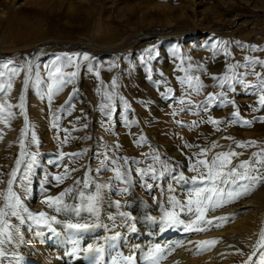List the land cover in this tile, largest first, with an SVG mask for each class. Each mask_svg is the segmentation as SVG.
Returning <instances> with one entry per match:
<instances>
[{"label":"rangeland","instance_id":"1","mask_svg":"<svg viewBox=\"0 0 264 264\" xmlns=\"http://www.w3.org/2000/svg\"><path fill=\"white\" fill-rule=\"evenodd\" d=\"M235 2L232 10L225 13L224 0H0V47L12 48L6 50L0 60L12 59L15 64H22L25 59H30L43 64L59 53L89 54L80 45L90 40L86 26H94L97 19L94 14L98 9L103 12V21L107 25L111 24V35H115L114 39L121 50L106 57L89 54L91 62L84 61L81 64L75 83L66 85L53 98L51 105L46 96L41 99L31 82L27 87L24 86L23 72L14 80L9 102L18 104L23 93L28 118L27 135L23 139L28 153L36 155V163L28 171L27 179L24 178V165H21L17 183L13 187L23 207L29 203V197L37 192L38 211H57L45 203L46 198L55 197L67 189H83L89 173L94 179L93 190H96V184L102 183L103 178L108 179L110 192L104 191V194L111 198L112 204L118 195H127L131 189L130 182L125 184L116 181L112 171L99 174L95 171L99 167V159H103H98L97 153L106 151L105 144L109 146L106 153L109 157L116 152L129 159L144 161L133 168H144L153 163L151 156L155 154L169 163L173 171L163 175L140 177L133 172L134 184H138L139 191L157 194V198L165 182L170 183L180 197L186 192L188 198L192 183L180 181L178 177L181 173L186 178L195 175L190 171V157L194 159L202 148L210 149L209 159L215 153L229 150V147L243 153L238 160L233 158L234 164L249 160L254 152L264 148V123L259 122L264 120V109L257 103L258 96L252 94V89L246 91L234 83L236 90L227 91L224 97L225 101L234 103L225 106L216 101L206 112L198 107L210 94L226 91L227 86L220 87L213 77L229 74L230 65L234 67L248 60H264V0L257 4L253 2L252 6L246 4V0ZM163 15L177 19V25L173 24L176 27H171L179 28L186 34L182 38H169L171 40L161 47L152 46V43L146 47L134 46L131 35L136 32V26L143 25L148 18L156 23ZM235 16L240 18L232 19ZM185 17L190 20L184 22ZM149 48L155 50L151 59L146 55ZM179 65L183 66L184 71L177 70ZM89 66L91 71L88 70ZM149 68L152 69V80L147 79ZM74 70L66 69L67 72ZM238 71L243 73L246 70L239 68ZM247 71L249 74L245 83H256L254 72L264 77V67L260 65ZM185 75L200 78L203 87L199 94L179 83ZM113 79L117 81L118 87L114 100L116 113L110 123L100 111V104L108 103L103 99V94L113 91ZM186 91L188 95H185ZM121 96L129 107V125L123 121L125 105L119 99ZM181 98L190 100L191 104L182 106L179 103ZM156 104L160 106L157 109ZM182 107L184 111H181ZM230 108L233 110L227 111ZM237 110L240 119L251 122V126L232 119V114ZM12 111L16 115L8 126L0 123V144L4 142L8 130L16 128V141L12 148L4 144L0 180L5 183L0 184V192L6 191L9 178L6 174L15 167L20 154L21 133L25 129L24 116L20 110L13 108ZM226 111L231 114L226 115ZM54 116L59 118L56 121L58 127L55 128L52 126ZM209 119L221 123L214 126L207 123ZM42 123L45 125L42 126ZM131 128L135 131V147L122 138ZM33 135L35 141L32 140ZM247 141L259 142V147H249L247 150L236 147V143ZM213 142L220 147L211 149ZM116 145L120 147L117 149ZM61 153L65 154L63 158ZM28 158L25 157V161ZM155 166L158 171H162L159 164ZM57 175H66V178L57 184L54 179ZM145 184H151V190ZM259 192H264V184L254 187L248 196ZM70 194H66L67 203ZM242 199L232 204L245 207ZM15 221L17 219L13 217L9 223L16 225ZM132 236H135L134 231Z\"/></svg>","mask_w":264,"mask_h":264},{"label":"bare ground","instance_id":"2","mask_svg":"<svg viewBox=\"0 0 264 264\" xmlns=\"http://www.w3.org/2000/svg\"><path fill=\"white\" fill-rule=\"evenodd\" d=\"M235 1L224 0L225 13L232 10L231 8L236 4ZM248 1L250 0H246V4L252 6L253 2L257 4L260 0ZM96 11L94 18L97 19L94 26H86L90 40L81 41L80 47L93 57H106L112 53H120L121 50L114 39L115 35H111L109 26L111 24L107 25L103 21L104 16L101 9ZM165 15L156 23L148 18L145 19L147 22L144 20V26H136V32L131 35L133 45L146 47L152 43V46L161 47L171 40L169 38H182L186 33L179 28L171 27L178 20ZM237 18L240 17L235 16L232 19L237 20ZM188 20H190L189 17L184 18V22ZM154 24L160 27H154ZM176 25L173 26L176 27ZM8 49L12 48L0 47V57H4ZM137 78L136 81H138ZM158 106L159 104H156L155 108L157 109ZM231 110L233 109L230 108L227 111ZM227 111L225 114L230 115L231 113ZM15 135L16 128H12L8 130L4 140L2 139L4 142L0 144V162L5 150L4 144L12 148L16 141ZM122 138L131 147H135L136 137L132 128L126 131ZM132 176L129 180L130 191L125 196L118 195L113 204L110 201L111 198L109 199L104 194V191L110 192L111 187L103 189L95 213H89L82 207V199L79 196L80 192H83L85 196L96 195V190L92 187L94 179L90 173L86 176L88 187L72 190L68 203L65 195L64 203L69 207H61L59 211L52 209L38 211L36 209L39 204L36 200L38 193H33L29 197V203L24 207L33 215L45 212L49 217V223L37 225L34 221L26 220L23 224H20L18 220L15 221L18 232L13 233L14 240L6 248L10 256L14 255L17 259L14 262L6 259L2 264H153L154 259L158 261V264H245L261 232L264 231V228L261 229V225L264 224V192H259L254 196H244L242 205L245 207L230 203L217 208L214 212H209L207 216L209 219L221 216L227 219L223 222L214 220L213 224L205 225L207 231H185L183 225L167 226L160 221L165 209L171 210L168 200L178 199L183 202L187 199L186 192L183 197H180L176 189L170 186V183L165 182L161 187L163 191L159 192L160 195L157 198V194L139 191L140 188L138 184H134ZM76 177L78 180V176ZM104 180L103 178L102 183H108L106 181L108 179ZM193 187L194 185L189 187L188 192H191ZM76 208L80 211H75ZM180 218L186 223L192 219L186 214L181 215ZM217 224L220 226H215ZM69 225H82L83 227L72 228ZM133 231L134 237L132 236ZM206 240H217L218 243L214 246L200 247L195 243ZM208 247H210L208 251L201 250ZM156 248L161 249L159 254H154ZM262 254H264V248H261L253 257V264L260 261Z\"/></svg>","mask_w":264,"mask_h":264},{"label":"snow or ice","instance_id":"3","mask_svg":"<svg viewBox=\"0 0 264 264\" xmlns=\"http://www.w3.org/2000/svg\"><path fill=\"white\" fill-rule=\"evenodd\" d=\"M154 51L153 48L146 50V55L149 59L152 58V53ZM91 60L92 57L88 53L79 52L55 54L43 64L36 63L30 59H25L22 64H15L12 59L0 60V101H2V103H0V123L8 126L9 121L15 118L16 114L12 111L13 108H18L20 110V114L24 116L25 122V129L22 130L19 143V157L16 159L15 167L10 173L6 174L9 176L6 181V191L0 192V198L3 199V205L0 206V264L6 259L11 262H14L17 259L14 255L10 256L6 248V246L12 244L14 240L13 233L18 232L17 226L9 223L11 218H16L20 224L25 223L26 220L34 221L37 225H47L49 223V217L46 216L45 212L33 215L27 208L23 207L21 204V198L13 191L14 184L17 183L21 165H24V178L27 179L28 171H30L36 163V155H30L28 153L23 139L27 135L28 129V118L25 112L23 93H21L19 97L18 104L13 105L9 102V97L13 89V82L23 72L24 86L27 87L31 82L33 87L40 94L41 99L46 96L48 104L51 105L53 98L57 96L66 85L75 83L81 64L84 61L91 62ZM256 65L264 67V60H248L247 63L236 65L234 67L230 65L228 67L229 74L221 77H213L214 80H217L220 87L224 88L227 86L226 91L215 95L210 94L198 107L206 112L216 101L225 104V106L229 103H234V101L230 100L225 101L224 97L227 91L234 92L236 90L233 86L235 83L236 85L243 87L246 91L252 89V94L258 96L257 103L260 105L261 109H264V77H262L260 73L254 72L253 74L256 77V83H245V79L249 74L247 70L250 68L254 70ZM68 68H73L75 70L67 72L66 69ZM239 68H244L246 71L241 73L238 71ZM41 69H43V75L41 74ZM88 70H92L90 66L88 67ZM177 70L184 71V68L182 65H179L177 66ZM147 79H153L151 68L148 69ZM179 83L181 85H186L187 89L195 91L196 94H199L203 87L200 78L191 75H185L180 78ZM111 87L113 89L112 92L105 91L103 94V99L107 100L108 103L102 102L100 104V111L110 123L113 121L114 114L116 113L114 100L117 95L115 90L117 89L118 84L115 79L112 80ZM188 94L189 93L186 91L185 95ZM119 99L125 105L123 109V112L125 113L123 115V121L125 125H129V117L127 115L129 107L122 96L119 97ZM179 103L182 106L186 104L190 105L191 101H186L181 98ZM184 110L185 109L182 107L181 111ZM58 119V117L54 116L52 125L54 128L58 127L56 122ZM232 119L245 126H251V122L240 119L238 110L232 114ZM259 122L264 123V120ZM207 123L218 126L221 122L215 119H209ZM142 139L143 138H141V140ZM32 140L35 141L34 135L32 136ZM185 146L191 147V145ZM104 147L106 150L105 152L97 153L98 159L100 157H103V159H99V167L95 171L98 174L102 171H112L114 174L113 178L118 182L127 184L133 172L140 177H155L173 171L169 163L162 161L158 154L151 156L153 163L147 164L144 168H133L134 165L143 164L144 161L135 158L129 159L128 157L118 155L116 152H113L109 157L106 154L109 146L105 144ZM119 147L120 145H116L117 149ZM217 147H220V145L213 142L211 149H216ZM236 147L247 150L249 147H259V142H239L236 143ZM209 151L210 149L208 148H202L195 154L194 159L190 157V159H192L190 171L195 173V175L186 178L184 174L181 173L178 179L184 182H191L194 187L185 201L182 202L178 199L168 200L171 210L165 209L161 217V223L167 226L183 225L185 231H207L208 229L204 227L205 225L213 224L214 220L223 222L227 219L223 216L209 219L207 218L209 212H214L219 207L236 202L238 199L250 194L254 187L264 184V148H260V151L254 152L249 160L239 161L235 164L233 163V158L238 160L239 156L243 155V153H238L229 147V150L215 153L209 159ZM60 155L61 158H63L65 154L61 153ZM69 155L71 156L74 154ZM25 157H29L27 161H25ZM157 164L161 166L162 171H158L155 166ZM65 178L66 175H57L54 179L57 184H59L63 182ZM2 183H5V181L0 180V184ZM77 183H79V181H77ZM84 187H88L87 179L84 182ZM108 187L109 184L107 182L96 184V195L85 196L83 192H80L79 196L82 199V207L89 213H95L97 211L101 191ZM145 187L151 190L152 185L145 184ZM71 191V189H67L55 197L49 196L46 198L45 203H47L50 208L55 207L57 211H59L61 207H69L64 203V197ZM125 191H127V189H125ZM74 210L77 212L80 211L79 208ZM22 213H26V215H22ZM185 214L192 217L187 223L180 218L181 215ZM215 226L219 227L220 225L217 224ZM69 227L80 228L83 226L69 225ZM195 243L198 247L204 245L214 246L218 241L206 240L197 241ZM261 248H264V231L261 232L260 238L257 241V244L253 247V251L248 256V260L245 261V264H253V257L256 256ZM201 250L208 251L210 250V247L202 248ZM160 252V248L154 250V254H159ZM153 264H158V261L154 259ZM256 264H264V254L261 255L260 261L256 262Z\"/></svg>","mask_w":264,"mask_h":264}]
</instances>
